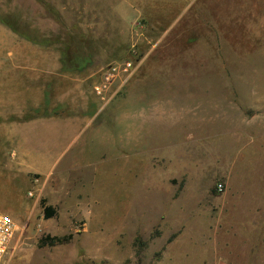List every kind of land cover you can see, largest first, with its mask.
Instances as JSON below:
<instances>
[{
	"label": "rangeland",
	"instance_id": "rangeland-1",
	"mask_svg": "<svg viewBox=\"0 0 264 264\" xmlns=\"http://www.w3.org/2000/svg\"><path fill=\"white\" fill-rule=\"evenodd\" d=\"M256 1L255 14L162 0L135 16L133 0H0L21 37L63 45L86 113L102 108L90 146L100 158L68 182L26 180L0 163V210L18 224L6 264H264ZM125 59L133 76L103 102L93 84ZM47 235L72 238L40 246Z\"/></svg>",
	"mask_w": 264,
	"mask_h": 264
},
{
	"label": "crops",
	"instance_id": "crops-1",
	"mask_svg": "<svg viewBox=\"0 0 264 264\" xmlns=\"http://www.w3.org/2000/svg\"><path fill=\"white\" fill-rule=\"evenodd\" d=\"M161 2L133 0L135 16L140 8L161 7ZM192 4L231 15L259 13L251 9L260 7L256 0H176L182 11ZM62 46L21 37L0 18V163L26 180L36 174L45 181L68 182L100 158L90 146L100 136L96 122L102 108L86 113L83 89L75 86Z\"/></svg>",
	"mask_w": 264,
	"mask_h": 264
},
{
	"label": "built area",
	"instance_id": "built-area-1",
	"mask_svg": "<svg viewBox=\"0 0 264 264\" xmlns=\"http://www.w3.org/2000/svg\"><path fill=\"white\" fill-rule=\"evenodd\" d=\"M135 63L131 59H125L108 65L100 78L93 84L94 94L103 102H108L124 87L134 74ZM218 191H224V185H217ZM33 195V192H29ZM18 229L15 219L0 210V264H6L9 252Z\"/></svg>",
	"mask_w": 264,
	"mask_h": 264
},
{
	"label": "trees",
	"instance_id": "trees-1",
	"mask_svg": "<svg viewBox=\"0 0 264 264\" xmlns=\"http://www.w3.org/2000/svg\"><path fill=\"white\" fill-rule=\"evenodd\" d=\"M64 62H65L67 69L73 70L75 68V66L71 65L68 62L67 58H66V60H64ZM42 204H43V208H44V212H45L46 217H48V218L52 217L56 213V210L54 209V207L52 205H47L44 200H43ZM71 238L72 237L70 235L65 236V237L47 235V236H44L43 238L40 239L39 244H40V246H47V245L53 246V245H57V244H64V243H68L71 240ZM136 241L141 243L142 240L137 238Z\"/></svg>",
	"mask_w": 264,
	"mask_h": 264
}]
</instances>
